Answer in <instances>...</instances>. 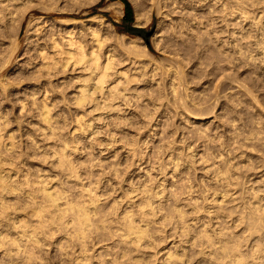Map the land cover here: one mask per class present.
<instances>
[{
    "label": "rangeland",
    "instance_id": "374dc122",
    "mask_svg": "<svg viewBox=\"0 0 264 264\" xmlns=\"http://www.w3.org/2000/svg\"><path fill=\"white\" fill-rule=\"evenodd\" d=\"M35 1L36 0H34V3H36V2L38 3V1H39V3L42 5L41 6L42 8L39 6L40 5L39 3H38L39 5L36 3L39 6L38 7V6H35L36 4L34 5L33 0L32 1L27 0L26 1L27 2L26 7H24V8L22 7V9H26L28 7V5H29V9L27 8L28 11L25 14V19L23 20L22 24L20 25L21 26L20 29L17 26L18 24H15V23H13V24H5V23L1 24V25H3L4 28L7 27L8 25L9 26L5 29L3 28L4 32H2V33H4V34L0 33V34L4 35L5 37H7L5 39H0V60H1L0 66L3 67V65L7 64L3 68L0 67V87H1L0 88V102H2V104L0 105V115H1L0 121L3 120L0 122V128L1 127H2V129H3V127L5 128V129H3V131L0 129V131L2 132V134L0 136H2L3 139H5V140L8 138V136H10V138L13 136L12 138L13 139L15 138V140L13 142L15 144L18 143L19 146L23 148V149L22 148L20 149V147H19V151H22V152H25L31 144V141L28 140L29 137H32V139L35 140L36 145L39 146L38 152L37 151L36 152L35 151L27 152L26 155H21L22 156L21 159L19 158V153L16 154L18 156V160H17L18 163L16 162L18 165L16 167V163H14V166L16 168L12 165V167L15 168L16 170L11 167L12 174H11V172H8V170L7 171L5 170V172H3V174H2V175L11 174L12 177H14V179L11 178V180L12 179L13 180H15V179L21 180L22 179L21 181L23 182L26 177L27 178L31 177V179L34 177L32 180H34V179L38 180L40 175H42V176L44 175V177L46 179H49V180L51 179L50 182H47V183H50V184H48L49 187H50V185L52 187L55 185V187H57V191H60V190L62 191V189L65 188L64 189L65 191H62L63 193L64 192L66 193L67 190H69L68 193H73L74 196L72 194L71 195L73 196L72 197L73 199L75 198V200H73L72 198H71L72 200L70 199V201H72L71 203L73 204V206L76 205V203H75L76 201L79 202L82 199V197H84L86 195L85 194L86 189H91V188H94L98 185L97 186L98 188L100 186L102 188L100 187L101 189L99 188L100 190L98 189V191L96 188H94V189H96L95 191H97V193L99 192L101 194L100 195L98 193L99 194L98 197H99V200H101V204L104 206V209L107 210V208L108 207L110 208V205H111L113 207V208L111 207V209L113 211V209H115L114 206H116L115 211L118 213V216L122 217V216H125L126 210H128V212H129V211H131V208L134 209V210H132L133 212L134 211L136 212V206L138 209V205L141 203L140 201L142 200L139 196H144V195L146 196V193H147L146 192V193L142 194V190L144 188L143 186L145 184H146L145 187L147 185H148L147 187L150 186L149 189L151 191L153 189L154 192H158L157 185H159L160 181L163 180L162 186H164L163 189H166L165 190V192H166L165 197H163L164 199H162V200L157 199L155 201H156V204H164V202L165 201L167 202L169 199V197H166V196H167V192L174 187V183H173L174 178L172 179L173 169L171 167L166 169L167 176L170 177V179H165L164 177H159L158 173L155 170L156 163H160L162 160H168V161L170 160L171 161L172 159L175 158V156L181 150L179 142L182 140L184 133L181 131L180 134L173 137L171 135V131H169V139L168 140L164 139V135H165L164 123L166 124V122H167V115L168 114L178 113L176 116H174V120H175V123L177 125H181L182 127H183L182 122H184L185 124H190L193 127L195 126V127H205V128L214 127L215 124L218 123V121L215 120V116H213V115H198L195 112H192L193 113L192 114L191 111H186V110L184 111V109H180L178 111L177 108L172 103H170L169 99L166 97L164 92L168 89L174 90V88L177 86L178 79L182 81L183 77H185V76L190 77L188 91L189 92H196L198 94L199 98L201 100H203L205 103H208L207 98H215L214 102L216 103V107H215V109H213V111L215 113H219L221 109H230L232 107V105L229 103L228 97L233 96V97H240L244 104L255 108L257 114L264 115V91H259V89L261 87H264V85L256 84L255 80H253L251 83L248 82V79L250 77H255V78L264 80V65L257 66L259 68V71H257L255 68H251V69L250 68H240L239 72L237 74V78H236L237 82L227 84V83H225V76L231 77L233 75L231 65H226L224 67V70L219 74L218 77L215 76L214 69L212 67H209L207 69L208 76L204 79H199V77L197 75V70H198V67L200 66V61H196V62H193L192 64H189L186 68H184L183 77L179 76V74L173 75L171 73V71H169V77H168V79L163 80V90H161V77L159 74L156 73V68L159 65L164 64L165 61H168L171 59L169 54H167L166 52L161 50L162 49V43L167 42L164 38V32L167 30V27L171 26L172 21L178 20L179 17L177 18L176 16H172L170 18L167 11H164L160 14H157L156 10L154 8H152L151 4H149L147 2V0H128L130 7L132 9L131 15H129V21L132 22V26L138 27V28H146L147 31H151L152 29H156L157 27H160V31L154 30L155 34L151 36V45H152L154 52H152L149 49L146 41L142 37L132 36V35H129V34H126L123 32L122 25L124 22V18L127 17V6L122 0H96V3L93 6L89 7L88 5H86L84 3L85 5H83V7H80L78 10H71L73 6L70 3L69 4L70 6L68 5V7L65 8L66 11H64L65 10L64 8L63 9H61L60 7L57 8L58 5H56L57 3L54 2L53 0H50L52 6L50 5V6H48V8H47V5H49V3H50L49 0H47V1H49V3L46 0H44V1H46V3H45L46 5L44 4V2L42 0H37L36 2ZM41 1L43 3H41ZM120 3L123 4L122 10H121ZM30 4L32 5L31 9H30ZM43 4H44V6H46L45 7L46 9L43 8ZM53 4H54V8L56 7V9L53 8ZM169 6L170 5H167V6L162 5V7H169ZM49 7H51V8H49ZM214 7H215L214 0H208L207 4L201 6L200 14L207 16L214 10ZM149 12H150V16H148V19H145L146 14ZM101 13H107L108 16L105 17ZM103 17L106 18L107 20H109L111 23L106 21L105 19H103V23H99L101 18H103ZM232 19L236 20L237 18L234 17ZM161 21L164 22V26H161ZM4 25H7V26H4ZM246 27H247V25H246ZM74 29H76V30H74ZM90 29H91V31H92V29H99L100 31H102V35L104 34V40L105 41H104L103 52H105L106 50L111 51L112 56H114L113 57V59H114V70L111 72V80L115 81V84L119 83L120 86H123L125 88L124 89L122 87V89L125 91L122 90V93H120L118 95L119 97H117L113 101L114 106L116 107V109L114 111H106V112L103 111L102 112L101 110L100 111L97 110V112H96V111H94V108L96 110V106H95L96 104L94 102L91 105H82L83 103H79L83 106V108L85 106L84 109L81 106H74V107L72 106L73 102H72V99L70 97H72V98L75 97V96H72V94H74L75 91L77 93V90H75L76 88L78 90H80V88L82 86H84V85H81L82 83H79V81L81 82L83 77H80V78H82L80 80L78 77H76V76H78V74H80V72H78V70H76V72H75V71H72L73 68H72V70H71V68H69L70 69V70L68 69L69 71L66 70V72L63 71L65 73L61 72V74L60 73H59V75L57 74L59 76L58 78H57V75H55L56 76L55 77V76H53V74L49 78L48 75H46L45 73H42V75H44V77L42 76L44 80H42V77L40 76L41 74L39 75L40 77L38 76V74H36V72L37 71L39 72V69H40V68L38 69V67H41V65H42V63H41L42 59L40 57L41 54H39V53H41V47L45 48V46L49 47L51 45L50 41H52V40H48V39L54 38V39H57L58 42H60L62 44L63 43L66 44L67 40H65V41L61 40V39H59V37L60 38L62 37V39L66 38V36H65L66 32H70V33H67V35H69V37L67 36L66 39L69 40L70 37L73 36L72 34L76 33L75 37H73L74 40H78V37H80L79 40H81V42L84 41V43H86L88 41L87 34L89 32H91ZM65 30H66V32H65ZM69 30H74V32L69 31ZM85 30L87 32L89 30V32L87 33ZM82 31L85 35L82 33ZM71 32H72V34H71ZM5 33H6V35H5ZM50 33L53 34V36ZM80 33L83 34L82 35L83 39H85V37H86L85 40L82 39V36ZM55 35H57L58 38ZM48 41H49V44H48ZM40 45H42V46L40 47ZM10 47H12V48H10ZM13 48H14V50H13ZM7 49H9V50H7ZM9 55H10V58L8 57ZM37 60H39V61H37ZM117 61H120L119 67H115ZM101 62H103V60ZM40 72H42V71H40ZM141 72L144 73V77H145L144 79H141ZM116 73H119L120 75H116ZM34 74H35V76H34ZM85 74L87 75V73H85ZM45 75L48 78L47 77L45 78ZM88 75H87V77H90V75L89 76ZM32 76H34L35 80L32 79L33 78ZM36 76H38L37 77L38 79H36ZM52 76H53V80H51ZM72 77H74V79L76 78L75 79L76 82ZM69 78H70V80H68ZM84 78H86V77H84ZM47 79H50V80H47ZM174 79H176V80H174ZM36 80H37V82L41 80V82L35 83ZM197 80L199 82H196ZM49 81H50V83H49ZM70 81H73V82H70ZM241 81H243L244 83L247 84L246 88L240 86ZM68 82L71 86H69ZM39 83L41 84L42 88H41ZM47 83H49V84H47ZM15 84H21V85H15ZM50 84H51V86H50ZM65 84H67V85H65ZM1 85L4 87H2ZM8 85H10V86H8ZM46 85L47 86L49 85V86L47 87ZM52 85H53V87H52ZM171 85L172 86L174 85V88H172ZM86 86H87L86 88L91 89L90 91L93 90V92H95L94 91L95 86L92 87V84H88ZM4 88H6V90ZM39 88L42 89V91L39 90ZM65 88H66V91H65ZM7 89H9V90H7ZM175 89H177L178 93L176 90H174L172 92L174 94V92L176 91V93H175L176 97H175V95L172 94L174 100L176 98H179L181 104L187 103L191 106L197 105V103H196L197 100H194L190 97L187 100L180 98L179 88L176 87ZM54 90H55V92H54ZM60 90H61V92H60ZM12 91H13V93H12ZM31 91H33V92H31ZM46 91L49 92L47 96L45 95V93L47 94ZM76 93L74 95H76ZM26 94H28V95H26ZM66 94L69 96H67ZM177 94H179V95H177ZM34 95H36L35 99H34L35 101L33 100ZM61 95H64V96H61ZM42 96L43 97L45 96L47 99L46 98L44 99ZM101 96H102V98H100ZM6 97H7V99H6ZM8 97H9V99H8ZM95 97H98L100 100L103 99V95L101 93H100V95H97V96L95 95L94 98ZM57 98H59V99L57 100ZM53 99L57 100L55 102L56 106H55V104L53 106L55 108L52 107V103H54ZM95 99L97 100V98H95ZM95 99H93V100L95 101ZM117 99H119V100H117ZM2 100H4V101H2ZM16 100H18V101H16ZM38 101H39V103H38ZM44 101L47 104H49V102H50V104L47 106H49V108H52V109H50L52 111V115H53V116L51 115L52 116L51 119H55V120H53V121L50 120V121H52L51 125L53 124V126H54V123L55 124H56V122L58 123V124H56L57 127L56 126H54L53 128L51 127V130L52 129L54 130L55 127L57 130H59L58 135H56L57 133L55 134V132H57L56 130L52 131V132H54V135H56V137H53L54 135L51 133L49 135V138H47L48 137L47 134H49L51 130L49 128H48L49 131L47 130V128H46L47 123H45L44 120L42 123V119H44V118H42L43 116L41 117V115H39V112L41 114L42 111H38V109L43 110L44 107L41 109H40V107L43 105ZM66 101H67V103H66ZM217 101H218V104H217ZM34 102H36V103H34ZM40 102H41V105H40ZM14 103L18 106H16ZM33 103L36 105H34ZM76 104H78V103H76ZM162 104H163V106H162ZM60 105H61V107H60ZM126 106H128V107H126ZM22 107H24V108H22ZM36 108H37V110H36ZM61 108H63V109L61 110ZM145 108H147V109H145ZM153 108H155V115L151 119V127L150 128H145V129H143L144 130L143 131V130H138L136 125H133L132 127L125 126L126 121H133V120H136L138 118L140 120L141 125L144 123H147L148 122L147 114ZM12 109H14V110L12 111ZM21 110H23V111L21 112ZM6 111L8 112V114ZM13 112H14V114H13ZM53 112H54V114H53ZM64 112L67 114H65ZM1 113H3V115L5 113L6 114L4 116H2ZM6 115L8 116V118H6V120H4L3 118ZM80 115H83L86 118L84 119V117L82 118V116H80ZM88 115L90 116V118ZM196 116H197V118H196ZM39 117H41L42 119L39 120ZM64 119H66L65 122H64ZM77 119H79V120H77ZM73 120L75 121V123H72L71 127L65 128V124L68 122H71ZM81 120L84 121V123H90L92 126L87 131H84L83 124H81ZM102 121H111L112 123L106 124V123H103ZM2 122H4V123H2ZM6 122H8L9 125L6 126ZM12 123H14L15 125ZM59 123H60V125H59ZM44 124H45V126H44ZM10 125L12 128L10 127ZM8 126H9V128H7ZM40 126H41L42 130L40 129ZM58 126H59V128H58ZM38 128L40 129L39 132L36 131ZM135 128H136V130H135ZM43 129H45L44 130L45 132H46V130L48 131L47 134L44 133ZM64 129L66 132L64 131ZM92 129H94L95 131H93ZM77 130L79 133L77 132ZM89 130H90V132H88ZM34 131H35V133H34ZM96 132H106L107 134H106V136L100 135V136L96 137ZM139 132H140V134H139ZM37 133H39V134H37ZM60 133H62V135ZM69 133H71L72 138L70 137V139L67 140L70 142V143L68 142L70 145L68 150L74 149L73 151H69V154L72 157L71 161L73 160L72 162H74L73 164L75 165V167L77 165H86V164L92 163L93 164L92 174L99 177L98 183L94 184V183H90L91 181L86 182L83 180L84 183L86 182L88 184L87 185L85 183V185H86L85 186V185H83L84 183H82L83 181H81L82 179L81 180L78 179V181L76 182L77 179L75 180V179L67 178L68 176H70L68 174L69 172L67 173L65 171H62V169H65V167L64 166L61 167L60 164H58L59 162H57V161H58V159H59L58 157L60 155L59 152L60 151L62 152V150H63L61 148L66 147L68 144L66 145L64 142V144L62 143V147H61L60 143H58V142L60 141L61 136L64 138L65 136H68ZM80 133L81 134L83 133V134L81 135ZM59 134H60V136H59ZM94 136L97 139V146L94 150V153L90 157L88 152L92 151L91 141L94 138ZM121 136L125 137V139L122 141L120 139ZM137 136H138V141H137ZM12 138H11V141L13 140ZM53 138H54V140L56 138V140L54 141ZM98 138H99V140H98ZM11 141L10 142L7 141L8 142L7 145H10ZM72 141H74L75 144L77 145V146H75V148H73V146H72ZM173 141H175L176 143H173ZM22 142L23 143L25 142L24 145ZM55 142L58 143L60 145V147L58 144H55ZM140 143H147L150 145L147 148L146 154H144V155H139L140 150H139V147L137 145ZM106 144H111V146L108 148H105ZM126 144H127V147L125 146ZM7 145H5V146H7ZM64 145H66V146H64ZM56 146H57V148H59L58 150H60V151L57 150L58 156H57L56 149L55 148L53 149V147H56ZM81 146L86 151H81ZM7 147H5V148H7ZM8 148H10V147H8ZM70 148H72V149H70ZM189 151H191V149H189ZM55 153H56V155H55ZM38 154L44 157V159H45L44 162H41L40 159L36 158V156ZM197 154L203 155L202 152H198ZM159 155H160V157H159ZM251 155H252V153H249V156H251ZM70 156H69V159H70ZM134 156H136V157H134ZM25 160H27V161H25ZM81 160L84 162H82ZM77 162L79 164H77ZM241 162L243 163L244 161H241ZM96 163H99V165H100L99 168L95 167ZM21 164L22 165L24 164V165L21 166ZM112 164H113V166H112ZM114 166H115V168H114ZM8 167L10 169L9 165H8ZM17 168H20V169L17 170ZM6 169H8V168H6ZM66 169H68V168L66 167ZM75 169L81 174V176L84 175L82 168L77 169V167H76ZM13 170L15 172L19 171V173L17 174V172L15 173ZM20 170H22V171H20ZM29 170H31V171L29 172ZM41 171H43V172H41ZM105 171L109 172L110 175H104L102 177L100 174L105 172ZM22 172L26 173V175ZM115 172H116V174H114ZM117 172H118V174H117ZM176 172H175V177H180L181 174L186 175L187 170H186V168H179V170ZM27 173L29 175L30 174L31 175L28 176ZM16 174H17V178L15 177ZM23 174L25 177H22ZM207 175H208V173L206 171H198L196 174V177H197L196 179L199 180L201 183H203L204 178ZM249 175L255 176L257 179L260 176V174H253V173H250ZM54 177H55V179H54ZM60 178L63 179V181L60 180ZM151 181H152V183H151ZM78 183H80V185ZM62 184H63V187H61L62 188L61 189L59 186H61ZM99 184H102V185L99 186ZM133 184L138 186V187H133L134 186ZM80 186H83V188L85 186V189H83V191H85L84 194L81 191L82 187H80ZM87 186H89V187H87ZM151 186H152V189H151ZM140 187L141 188L143 187L142 190ZM147 187L145 189H148ZM192 187H194V186L191 184V182H189V191H191ZM58 188H60V189L58 190ZM133 188H138L140 190H138V189L135 190ZM53 189H56V188L53 187ZM149 189H148V191H150ZM73 190H75V191H73ZM128 190L129 191L131 190L132 192H129ZM128 192L132 193V194H129ZM133 192H134V194H133ZM136 192H138L137 193L138 196L135 194ZM236 192L238 193L239 190L237 189ZM17 193H19V192H17ZM65 193L63 194L64 196H71L68 193H66L67 195H65ZM80 193L82 195L81 197L78 196V194L80 195ZM22 194H24V195L22 196L20 194L19 197L16 196L17 198L14 197L15 195L9 194L8 197L4 201L8 200L9 202H12V203H7L8 201H6L5 204H8L10 206L13 205V207H12V209L10 207H8V208H10L11 210H15L14 208L17 205H18L17 207L20 208L22 206L21 204H23V202H25L27 200V197H28V194H26V193H22ZM77 196H78V198L79 197L80 198L77 199L76 198ZM129 196H131L132 198ZM136 196H137V200L134 201ZM9 197H10V199H9ZM133 197H135V198L133 199ZM18 198H20V199L24 198L26 200L23 199V201L20 200L21 201L20 202L18 200ZM129 198H130V200H129ZM221 198L223 199V197H221ZM221 198L218 197L217 199L221 200ZM15 199H17V200H15ZM115 199L118 201L119 204L116 202ZM128 200L131 201V203H133V204L130 205V202ZM15 201H16V205H15ZM18 201L20 202V204ZM120 201H121V204L123 203V205H121L123 208L120 206ZM137 201L139 204L137 203ZM85 202H87V199ZM113 202H114V204L117 203L119 205L118 207L120 209L117 207V205H114ZM128 202H129V204H128ZM26 203H25V205H26ZM98 203H100V201ZM135 203L138 205H134ZM25 205L23 204V206H24L23 209L26 207ZM131 206H133V207H131ZM181 206L178 205V207H181ZM17 207H16V211H17L16 214L17 213H22V214H20V215L17 214V216L15 215L14 216L15 220H14V217H12L11 220H9V221H11L9 223H8V221L4 222L5 224L1 223L3 226L4 225L5 226L4 227L0 226L1 227L0 231L1 230H3V232L5 231V234L9 228H10L9 229L10 232L12 231V233L13 232L17 233V231H14L15 228L13 227L14 228L13 229V228L9 227V225L12 222H15L16 220L19 221L18 218H20V223L23 222V221H21L22 218L24 220L26 219L25 222L30 220V218H29L30 215H28V213H30L31 211H28V213H26L27 215L25 213L23 214V212H25V211L27 212V210H31V209L25 208L26 210L24 209L25 211H23V209L21 208L22 210H21V212H19L20 210L18 211L19 208H17ZM118 210H120V211H118ZM202 213L203 212H201V214ZM120 214H122V215H120ZM201 214L199 216V218H200L199 220L202 221L204 219L202 217L204 214L203 215H201ZM35 215H36V213H35ZM25 216H26V218H25ZM32 216H30V217H32ZM161 216H163V215H159L160 219L162 218ZM33 218H35V217H32L31 219H33ZM201 218H203V219H201ZM205 218H207V217H205ZM35 219H37V218H35ZM35 219H33V220L36 221ZM234 219H235V217H234ZM29 222L33 223L32 220L28 221L27 223H29ZM34 223L37 224L36 222H34ZM35 224H32V225H35ZM48 224L50 225V223H48ZM70 225H72V224H69V228L71 227ZM115 225H116V222H115ZM54 226L55 225H52V226L50 225V227L49 226L47 227L50 229V230L47 229L48 230V234L46 233L47 236H43L42 235L43 233L40 234V240L44 243V246L42 245L43 249H42V247L41 248L38 247L35 249V251L36 250H37V252L39 251L38 252L39 256L36 254L37 257L34 260V262L37 261V262H35L37 264H38V261L42 262V264H48V258H51L56 253H60V254L65 253L67 248H68L67 252H69L68 250H70V253H72L71 250L73 251V249L72 248L70 249L69 246L67 245L68 242H67L66 236H65L66 233L63 232L64 230H62V228L60 226H58V227L55 226L58 229H56ZM236 227H237V234L238 235L241 234L243 232V229L241 228V230H240L239 224ZM52 228H53V230H52ZM213 228H215V224H213ZM166 229H165L166 232L164 231L163 235H162V240H164V241H162V242L157 241L156 244L154 245L156 247H153L152 249L148 250L147 255L152 256L151 260L154 259V264H160V263L164 264V262H165L164 258L165 257H163V255H165V253H166V251H165L166 247L168 246V248H167V250H168L169 246H172L173 243H175V241H176V244H178L177 242L179 241L178 240L179 238L174 236V233L172 234V232H173L172 230H174V229L170 228V227H166ZM168 229L169 230L171 229V231L169 232ZM61 230H62V232H60ZM10 232H7V234L11 235ZM15 234L14 235L12 234V235L14 237H16L17 234L16 235ZM46 234H44V235H46ZM167 234L168 235L171 234V235L167 236ZM165 237H166V239H164ZM18 238H19V235L17 236V239ZM44 238H46V240H44ZM167 241H168V243H166ZM109 242H111V241H109ZM109 242L103 243L104 244L103 246L112 245L111 244L112 242L110 244H109ZM65 244L67 245V248L65 247L66 246ZM4 246L5 245H3V247ZM5 247H6V249H3L2 247H0V261L5 260L4 264H9L11 261L13 263L11 262L10 264H27L23 260H21V258H18L17 256H11V257L9 255L6 256V253L9 252V246L6 245ZM62 248L63 249L65 248V249L63 250ZM6 250H8V252H6ZM46 252H48V253H46ZM45 253L47 254V257L45 255ZM156 256H157V258H156ZM38 258H40V259H38ZM147 260H149V259H147ZM195 261H193V264H196L197 261L196 262ZM40 262H39V264H41ZM206 263L204 262L202 264H206ZM57 264H59V262H57ZM184 264H187V263L184 262Z\"/></svg>",
    "mask_w": 264,
    "mask_h": 264
},
{
    "label": "clouds",
    "instance_id": "9594fccd",
    "mask_svg": "<svg viewBox=\"0 0 264 264\" xmlns=\"http://www.w3.org/2000/svg\"><path fill=\"white\" fill-rule=\"evenodd\" d=\"M85 2H95V0H71L73 6L71 10H78ZM147 2L157 14L167 11L170 18L179 17L178 20H173L171 26L164 32L167 42L162 43L161 50L169 54L171 59L156 68V73L161 77V90H163V80L169 77V71L173 75L183 76L184 68L196 61H200L197 70L199 79L208 76L209 67L214 69L215 76L218 77L226 65H231L233 75L225 76L227 84L237 82L240 68H255L259 71L257 66L264 65V0H214V10L207 16L201 15L200 11L201 6L207 4L208 0H147ZM56 3H59V0H56ZM162 5L170 6L162 7ZM11 6V0L7 4H0V11L7 14ZM148 16L150 12L146 14L145 19H148ZM234 17L237 19L233 20ZM161 26H164L163 21ZM155 31H160V27ZM5 38L7 37L0 34V39ZM97 56H103L99 49ZM89 63H93L91 56ZM119 64L120 61H117L115 67H119ZM100 72H103L102 68ZM91 76L99 79L95 66ZM144 78V73L141 72V79ZM253 80L256 84L264 85V80L255 77H250L248 82L251 83ZM189 82L190 77H185L182 81L178 79L176 87L180 90V98L187 100L190 97L197 100L196 106L181 104L179 98L174 100L173 89L166 90L164 94L178 111L184 109L198 115H213L218 123L214 127L205 128L193 127L182 122V127L174 120V116L178 113L167 115L164 139H169V131L173 137L182 131L184 135L179 142L181 150L171 161L162 160L157 163L155 170L159 177L170 179L166 169L171 167L175 186L167 192L169 199L164 204L151 203L163 199L165 195L163 180L157 185L159 195L151 191L146 193L147 202L142 203H145V208H154L155 212L154 227L144 238L162 236L166 227L174 229V235L181 240V243H187L188 235L195 236L196 242L190 246L191 250L184 253L183 257H175L181 260V264L185 261L187 264H193L198 257H204L208 264H264V115L257 114L255 108L244 104L240 97L233 96L228 97L232 105L230 109H221L219 113H215L213 111L216 107L215 98H207L208 103H205L196 92L188 91ZM81 83L95 86L96 80L89 77ZM240 86L246 88L247 84L241 81ZM100 91L99 87L95 88L97 95H100ZM259 91H264V87ZM85 96L83 105H91L92 93L85 91ZM95 103L97 110H113L104 106L103 99ZM73 106L82 105H77L74 100ZM154 115L155 108L147 114V123L141 125L138 118L126 121L125 126L136 125L138 130L150 128ZM72 123L75 121L66 123L65 128L71 127ZM81 123L84 131L90 128V124L84 121ZM37 131L39 132V129ZM106 134V132H97L96 137ZM70 137L71 133L59 142L64 143ZM96 137L91 141L92 151L88 152L90 156L97 146ZM28 139L31 141L30 146L25 152H20L18 143L11 148H5L7 141L0 136V165L5 158L13 164L16 163L18 160L16 153L26 155L27 152H38L39 146L36 145L35 140L32 137ZM120 139L124 140L125 137L121 136ZM72 146L75 148V142H72ZM110 146L111 144H106L105 148ZM125 146L127 147V144ZM149 146L147 143L138 144L139 155L146 154ZM81 151L86 150L81 146ZM198 152H202L203 155H198ZM249 153L252 155L249 156ZM36 158L44 162L43 156L38 154ZM76 167L82 168L84 175L77 177L73 174L70 179L79 178L94 184L98 183L99 177L92 174V163ZM95 167L99 168V163H96ZM179 168H186V175L175 177V172ZM62 171L67 172V169ZM198 171L208 173L203 183L196 179ZM250 173L260 176L257 179L255 176H250ZM109 174L103 172L100 175ZM189 182L194 186L191 191H189ZM217 197H223V200H218ZM178 205L182 206L178 207ZM201 212L208 217L207 220H199ZM136 215L143 217L145 213L136 211ZM157 215L166 217L163 225H155L154 217ZM117 223L119 224V221ZM237 224L243 229L239 235H237ZM96 234V230L89 232V236ZM81 242L79 237L73 236L69 244L75 248ZM118 244L126 245L130 254H134L131 253L133 245L129 239L121 236ZM135 247L139 248L138 242L135 243ZM114 251L119 252V247ZM130 254H125L123 260L112 257L114 264H124V261L130 259ZM6 255L19 256L21 253L9 250ZM45 255L47 257L46 253ZM57 262L74 264L68 259L66 252L56 253L48 258V264H57ZM0 264H4V261H0ZM138 264H154V260L140 261ZM164 264H167V261Z\"/></svg>",
    "mask_w": 264,
    "mask_h": 264
},
{
    "label": "bare ground",
    "instance_id": "6f19581e",
    "mask_svg": "<svg viewBox=\"0 0 264 264\" xmlns=\"http://www.w3.org/2000/svg\"><path fill=\"white\" fill-rule=\"evenodd\" d=\"M27 0H11V8L8 10V13L6 14V13H4L3 11H0V33H2V32H4V30H3V25H1V24H13V23H15V24H18L17 26L19 27V29H20V25L22 24V22H23V20L25 19V14L27 13V11H28V9H29V5H28V9L26 8V9H22V7L24 8V7H26V2ZM28 1H30V0H28ZM32 1V0H31ZM37 1V0H36ZM35 1V2H36ZM43 2H44V4L46 3V1H44V0H42ZM41 1V3H43ZM50 1V0H49ZM49 1H47L48 3H49ZM54 2H56V0H53ZM7 3H9V0H0V4H7ZM32 3V2H31ZM33 3H34V0H33ZM37 3V2H36ZM36 3H34V5L36 4ZM38 3H39V1H38ZM37 3V4H38ZM71 3V0H59V3H57L56 5H58L57 6V8L58 7H60L61 9H65V8H67L68 7V5ZM96 3V0H95V2H85V4L86 5H88L89 7L90 6H93L94 4ZM29 4V3H28ZM35 5V6H38V5ZM44 4H43V8H45L46 6H44ZM84 4V5H85ZM46 5V4H45ZM52 6V4H51V1H50V3H49V5H47V8H48V6ZM120 5H121V10L123 9L122 7V5L123 4H121L120 3ZM34 6V7H35ZM40 7L42 6L41 4L39 5ZM38 6V7H39ZM70 6V5H69ZM31 7H32V5L30 4V9H31ZM42 8V7H41ZM49 8H51V7H49ZM53 8H54V4H53ZM46 9V8H45ZM54 9H56V7L54 8ZM26 10V11H25ZM58 10V9H57ZM60 10V9H59ZM64 11H66V9L64 10ZM206 12V11H205ZM95 18V17H94ZM178 18V17H177ZM103 19H105L106 21H108V22H110L109 20H107L106 18H101V20H100V22L99 23H103ZM93 21V20H92ZM95 22V21H94ZM111 23V22H110ZM4 26H7V25H4ZM9 26V25H8ZM7 26V27H8ZM11 26V25H10ZM16 26V25H15ZM7 27H5V28H7ZM14 27V26H13ZM92 27V26H91ZM90 27V28H91ZM4 28V29H5ZM18 29V28H17ZM16 30V29H15ZM74 30H76V29H74ZM74 30H69V31H73L74 32ZM86 31V30H85ZM84 31V32H85ZM90 31H91V29H90ZM54 32V31H53ZM65 32H66V30H65ZM76 32V31H75ZM87 32V31H86ZM85 32V33H86ZM88 32H89V30H88ZM87 32V33H88ZM67 33H70V32H66V34H65V36H66V38H67V36L69 37V35H67ZM82 33H83V31H82ZM86 33V34H87ZM2 34H4V33H2ZM51 34V33H50ZM56 34V33H55ZM71 34H72V32H71ZM75 34L76 33H74V34H72L73 36H71L70 37V39L68 40V39H66V38H63L62 39V37L60 38L59 37V39H61V40H67L65 43L66 44H62V43H60V42H58V40L57 39H52V38H50V39H48V40H52V41H50V43H51V45L49 46V47H46L45 46V48H42L41 46L42 45H40V47H41V53H39V54H41V59H42V61H41V63H42V65H41V67H38V69H39V72L40 71H42V72H36V74H38V76L40 75L41 77L43 76L44 77V75H42V73H45L46 75H48V77L50 78L51 77V75L53 74V76H55V75H59V73L61 74V72L62 73H65L66 72V70H68L69 68H71V70H72V68H73V70L72 71H75L76 72V70H78V72H80V74H78V76H76V77H78L79 78V80L80 79H82V78H80V77H83V79L81 80V81H83L84 79L85 80H87L89 77H87V75L89 74L90 75V77L93 79V80H96V84H95V87L94 88H96V87H99L100 88V93L103 95V104H104V106L106 107V108H108V107H111L113 110L112 111H114L115 109H116V107L114 106V103H113V101L117 98V97H119L118 95L120 94V93H122V87L123 86H120V84L119 83H116L115 84V81H112L111 80V72L114 70V59H113V57L114 56H112V54H111V51H108V50H106L105 52H103V49H104V34L102 35V31H100L99 29H92V31L91 32H89L88 34H87V38H88V41L86 42V43H84V41L83 42H81V40H79V38L80 37H78V40H74V38L73 37H75ZM78 34V33H77ZM81 34V33H80ZM79 34V35H80ZM84 34V33H83ZM83 34H81V36L83 35ZM5 35H6V33H5ZM52 36H53V34H51ZM50 35V36H51ZM59 35V34H58ZM62 35V34H61ZM60 35V36H61ZM85 35V34H84ZM49 36V35H48ZM51 36V37H52ZM56 37H57V35H55ZM54 36V37H55ZM85 37V36H84ZM95 37V43H93V38ZM58 38V37H57ZM106 38V37H105ZM82 39H83V36H82ZM85 39H86V37H85ZM85 39H83V40H85ZM60 40V41H61ZM3 41V40H2ZM8 41V40H7ZM12 41V40H11ZM16 42V41H15ZM46 43V42H45ZM47 44V43H46ZM48 44H49V41H48ZM106 46V45H105ZM13 47V46H12ZM12 47H10V48H12ZM9 48V49H10ZM9 49H7V50H9ZM97 49H99L100 51H101V53H103V56L102 57H98L97 56ZM11 50V49H10ZM13 50H14V48H13ZM38 50V49H37ZM40 51V50H39ZM9 52V51H8ZM16 52V51H15ZM10 53V52H9ZM14 55V54H13ZM92 57L93 58V63H89V57ZM9 58H10V55L8 56ZM39 57V56H38ZM8 58V59H9ZM4 60V59H3ZM103 60V62H101ZM37 61H39V60H37ZM0 62H1V60H0ZM10 62V61H9ZM4 63V62H3ZM6 63V62H5ZM8 63V62H7ZM37 63V62H36ZM7 65V64H6ZM6 65H3V67L4 66H6ZM93 66H95L96 67V70H97V74H98V76H99V79H97V77H95V76H91V73H92V69H93ZM1 67V66H0ZM3 67H1V68H3ZM37 68V67H36ZM103 69V72L101 73L100 72V69ZM75 69V70H74ZM2 70V69H1ZM70 70V69H69ZM68 70V71H69ZM155 70V69H154ZM63 71H65V72H63ZM67 71V72H68ZM71 71V72H72ZM85 73H87V75L85 74ZM210 73V72H209ZM113 74V73H112ZM154 74V73H153ZM211 74V73H210ZM10 75V74H9ZM16 75V74H15ZM45 75V78L47 77ZM50 75V76H49ZM57 75V78L59 77ZM88 75V76H89ZM120 75V74H119ZM171 75V74H170ZM178 75V74H177ZM22 76V75H21ZM34 76H35V74H34ZM34 76H32L33 78L32 79H34L35 80V78H34ZM38 76H36V79H38L37 77ZM39 76V77H40ZM53 76H52V79L51 80H53ZM7 77V76H6ZM43 77H42V80H44L43 79ZM47 77V78H48ZM56 77V76H55ZM84 77H86V78H84ZM152 77V76H151ZM183 77V76H182ZM186 77V76H185ZM185 77H183V78H185ZM10 78V77H9ZM26 78V77H25ZM24 78V79H25ZM73 79H74V77H72ZM71 78V79H72ZM17 79V78H16ZM20 79V78H19ZM40 79V78H39ZM76 79V78H75ZM74 79V80H75ZM46 80V79H45ZM47 80H50V79H47ZM68 80H70V78L68 79ZM73 80V81H74ZM78 80V79H77ZM78 80V81H79ZM116 80V79H115ZM154 80V79H153ZM174 80H176V79H174ZM25 81V80H24ZM73 81H70V82H73ZM2 82V81H1ZM37 82V80L35 81V83ZM38 82H41V80L40 81H38ZM37 82V83H38ZM45 82V81H44ZM48 82V81H47ZM66 82V81H65ZM64 82V83H65ZM75 82H76V80H75ZM74 82V83H75ZM102 82V83H101ZM46 83V82H45ZM49 83H50V81H49ZM49 83H47V84H49ZM67 83V82H66ZM79 83H81L80 81H79ZM8 84V83H7ZM10 84V83H9ZM40 84V83H39ZM52 84V83H51ZM51 84H50V86H51ZM68 84H69V82H68ZM15 85H21V84H15ZM35 85V84H34ZM64 85V84H63ZM65 85H67V84H65ZM80 85V84H79ZM81 85H84V86H80L81 88H80V90H78L77 88L75 89V90H77V93H76V91H75V93H76V95H74V94H72V96H75V97H70L71 99H72V102H73V100H75V102L76 103H83V101L86 99V96H85V91H88V92H93V90L92 91H90L91 89H89V88H86L87 86L85 85V84H81ZM2 86V85H1ZM8 86H10V85H8ZM40 86H41V84H40ZM47 86V85H46ZM45 86V87H46ZM49 86V85H48ZM47 86V87H48ZM58 86V85H57ZM69 86H71L70 84H69ZM91 86V85H90ZM89 86V87H90ZM156 86V85H155ZM159 86V85H158ZM172 86V85H171ZM2 87H4V86H2ZM6 87V86H5ZM18 87V86H17ZM44 87V88H45ZM52 87H53V85H52ZM56 87V86H55ZM61 87V86H60ZM66 87V86H65ZM92 87H93V85H92ZM1 88V87H0ZM9 88V87H8ZM20 88V87H19ZM41 88H42V86H41ZM79 88V87H78ZM91 88V87H90ZM93 88V89H94ZM124 88V87H123ZM172 88H174V85L172 86ZM176 88V87H175ZM174 88V90H176L177 91V89H175ZM178 88V87H177ZM5 90H6V88H4ZM24 89V88H23ZM52 89V88H51ZM58 89V88H57ZM62 89V88H61ZM64 89V88H63ZM66 89V88H65ZM125 89V88H124ZM156 89V88H155ZM2 90V89H1ZM7 90H9V89H7ZM15 90V89H14ZM36 90V89H35ZM39 90H41L42 91V89H40L39 88ZM46 90V89H45ZM44 90V91H45ZM56 90V89H55ZM55 90H54V92H55ZM173 90V91H174ZM34 91V90H33ZM33 91H31V92H33ZM37 91V90H36ZM53 91V90H52ZM95 91V90H94ZM123 91H125V90H123ZM176 91L174 92V94L173 95H175V97H176ZM3 92V91H2ZM16 92V91H15ZM47 92V94L45 93V95L47 96L48 95V91H46ZM60 92H61V90H60ZM64 92V91H63ZM5 93V92H4ZM12 93H13V91H12ZM19 93V92H18ZM27 93V92H26ZM30 93V92H29ZM38 93V92H37ZM141 93V92H140ZM177 93H178V91H177ZM249 93V92H248ZM11 94V93H10ZM22 94V93H21ZM31 94V93H30ZM61 94V93H60ZM64 94V93H63ZM97 96V94H96V92H93L92 93V96H93V99H95V98H97V100L95 99V101L93 100V102L95 103L96 101H99L100 99L98 98V97H95L94 98V96L95 95ZM159 94V93H158ZM2 95V94H1ZM13 95V94H12ZM26 95H28V94H26ZM67 95V94H66ZM144 95V94H143ZM177 95H179V94H177ZM250 95V94H249ZM7 96V95H6ZM18 96V95H17ZM24 96V95H23ZM35 96L36 95H34V98H33V100L35 99ZM61 96H64V95H61ZM67 96H69V95H67ZM151 96V95H150ZM155 96V95H154ZM16 97V96H15ZM14 97V98H15ZM19 97V96H18ZM30 97V96H29ZM43 97V96H42ZM66 97V96H65ZM64 97V98H65ZM104 97H106V98H104ZM123 97V96H122ZM121 97V98H122ZM153 97V96H152ZM167 97V96H166ZM250 97V96H249ZM12 98V97H11ZM17 98V97H16ZM44 99L46 98L45 96L43 97ZM54 98V97H53ZM69 98V97H68ZM100 98H102V96L100 97ZM154 98V97H153ZM6 99H7V97H6ZM8 99H9V97H8ZM43 99V100H44ZM47 99V98H46ZM49 99V98H48ZM56 99V98H55ZM59 98H57V100H58ZM66 99V98H65ZM99 99V100H98ZM137 99V98H136ZM151 99V98H150ZM177 99V98H176ZM54 100V99H53ZM52 100V101H53ZM57 100H54V103H52V107L54 106V104H55V102L57 101ZM117 100H119V99H117ZM139 100V99H138ZM163 100V99H162ZM2 101H4V100H2ZM11 101V100H10ZM14 101V100H13ZM16 101H18V100H16ZM35 101V100H34ZM37 101V100H36ZM40 101V100H39ZM39 101H38V103H39ZM63 101V100H62ZM141 101V100H140ZM184 101V100H183ZM47 102V101H46ZM126 102V101H125ZM182 102V101H181ZM194 102V101H193ZM4 103V102H3ZM7 103V102H6ZM34 103H36V102H34ZM33 103V104H34ZM37 103V104H38ZM62 103V102H61ZM66 103H67V101H66ZM152 103V102H151ZM157 103V102H156ZM160 103V102H159ZM163 103V102H162ZM197 103V102H196ZM2 104V102H0V105ZM15 104V103H14ZM49 104H50V102H49ZM49 104H47V103H45V101H44V103H43V105L40 107V109L41 108H43V110H39L38 109V111H42L41 112V114H40V112H39V115H41V117L42 118H44V119H42L41 117H39V120L40 119H42V123H43V120H44V122L45 123H47L46 124V128H47V130H48V128L51 130V127L53 128L54 126H56V124H58L57 122H56V124L54 123V126H53V124L51 125V123H52V121L53 120H55V119H51V117L53 116L52 115V111L50 110V109H52V108H49V106H47V105H49ZM77 104V105H78ZM93 104V103H92ZM96 104V103H95ZM94 104V105H95ZM132 104V103H131ZM137 104V103H136ZM216 104V103H215ZM217 104H218V101H217ZM9 105V104H8ZM16 105V104H15ZM23 105V104H22ZM21 105V106H22ZM34 105H36V104H34ZM40 105H41V102H40ZM67 105V104H66ZM79 105H81V104H79ZM83 105V104H82ZM93 105V106H94ZM148 105V104H147ZM16 106H18V105H16ZM24 106V105H23ZM39 106V105H38ZM55 106H56V104H55ZM73 106V105H72ZM96 106V105H95ZM94 106V107H95ZM120 106V105H119ZM162 106H163V104H162ZM6 107V106H5ZM35 107V106H34ZM51 107V106H50ZM60 107H61V105H60ZM68 107V106H67ZM74 107V106H73ZM82 108H83V106H81ZM93 107V108H94ZM126 107H128V106H126ZM17 108V107H16ZM22 108H24V107H22ZM53 108H55V107H53ZM81 108V109H82ZM84 108H85V106H84ZM83 108V109H84ZM120 108V107H119ZM132 108V107H131ZM26 109V108H25ZM63 108H61V110H62ZM69 109V108H68ZM76 109V108H75ZM145 109H147V108H145ZM14 109H12V111H13ZM36 110H37V108H36ZM11 111V112H12ZM23 110H21V112H22ZM29 111V110H28ZM56 111V110H55ZM94 111H96L97 112V109L95 110V108H94ZM100 111V110H99ZM185 111V110H184ZM187 111V110H186ZM7 112V111H6ZM68 112V111H67ZM74 112V111H73ZM78 112V111H77ZM103 112V111H102ZM106 112V111H105ZM38 113V112H37ZM65 113V112H64ZM70 113V112H69ZM93 113V112H92ZM112 113V112H111ZM114 113V112H113ZM192 113V112H191ZM2 114V116H4L3 115V113H1ZM7 114H8V112H7ZM10 114V113H9ZM12 114V113H11ZM13 114H14V112H13ZM12 114V115H13ZM53 114H54V112H53ZM62 114V113H61ZM65 114H67V113H65ZM85 114V113H84ZM188 114V113H187ZM193 114V113H192ZM52 115V116H51ZM58 115V114H57ZM56 115V116H57ZM1 116V115H0ZM7 116V115H6ZM2 117L4 120H6V118H8V116L7 117ZM10 116V115H9ZM37 116V115H36ZM72 116V115H71ZM80 116H82V118L84 117L83 115H80ZM89 116V115H88ZM100 116V115H99ZM189 116V115H188ZM18 117V116H17ZM68 117V116H67ZM112 117V116H111ZM133 117V116H132ZM136 117V116H135ZM61 118V117H60ZM86 117H84V119H85ZM89 118H90V116H89ZM161 118V117H160ZM196 118H197V116H196ZM57 119V118H56ZM11 120V119H10ZM50 120H52V121H50ZM61 120V119H60ZM72 120V119H71ZM77 120H79V119H77ZM93 120V119H92ZM125 120V119H124ZM1 121H3V120H1ZM0 121V122H1ZM9 121V120H8ZM66 121V119H64V122ZM82 121V120H81ZM5 122V121H4ZM4 122H2V123H4ZM37 122V121H36ZM41 122V121H40ZM68 122V121H67ZM91 122V121H90ZM21 123V122H20ZM99 123V122H98ZM12 124H14V123H12ZM82 124V123H81ZM87 124H90V123H87ZM7 125H9L8 124V122H6V126ZM15 125V124H14ZM40 125V124H39ZM59 125H60V123H59ZM77 125V124H76ZM164 125H165V123H164ZM2 126V125H1ZM18 126V125H17ZM44 126H45V124H44ZM81 126V125H80ZM92 125L90 124V127H91ZM10 127H11V125H10ZM57 127V126H56ZM56 127H55V129L53 130H51L50 131V133L49 134H47V132L49 131H47L46 130V132L44 131L45 129H43V131H44V133H46L47 134V138H49V135L52 133L53 135H54V132H52V131H57V132H55V134L56 135H58V131L59 130H57L56 129ZM78 127V126H77ZM195 127V126H194ZM7 128H9V126L7 127ZM12 128V127H11ZM58 128H59V126H58ZM62 128V127H61ZM64 128V127H63ZM79 128V127H78ZM109 128V127H108ZM165 128V127H164ZM2 131H3V129H5L4 127H3V129H2V127L0 128ZM14 129V128H13ZM12 129V130H13ZM39 129V128H38ZM40 129H41V126H40ZM40 129H39V131H40ZM77 129V128H76ZM82 129V128H81ZM110 129V128H109ZM42 130V129H41ZM70 130V129H69ZM91 130V129H90ZM90 130L88 131V132H90ZM93 131H95L94 129H92ZM123 130V129H122ZM135 130H136V128H135ZM134 130V131H135ZM164 130V129H163ZM37 131V130H36ZM64 131H65V129H64ZM128 131V130H127ZM144 131V130H143ZM1 132V131H0ZM7 132V131H6ZM66 132V131H65ZM75 132V131H74ZM77 132H78V130H77ZM87 132V133H88ZM138 132V131H137ZM142 132V131H141ZM163 132V131H162ZM13 133V132H12ZM34 133H35V131H34ZM79 133V132H78ZM97 133V132H96ZM159 133V132H158ZM2 134V132L0 133V135ZM4 134V133H3ZM37 134H39V133H37ZM61 135H62V133H60ZM60 134H59V136H60ZM81 134V133H80ZM83 134V133H82ZM81 134V135H82ZM139 134H140V132H139ZM12 135V134H11ZM17 135V134H16ZM36 135V134H35ZM56 135H54L53 137H56ZM74 135V134H73ZM79 135V134H78ZM117 135V134H116ZM151 135V134H150ZM5 136V135H4ZM8 136V135H7ZM31 136V135H30ZM33 136V135H32ZM46 136V135H45ZM106 136V135H105ZM114 136V135H113ZM125 136V135H124ZM140 136V135H139ZM13 137V136H12ZM11 137V138H12ZM16 137V136H15ZM29 137V136H28ZM44 137V136H43ZM66 137V136H65ZM92 137V136H91ZM95 137V136H94ZM138 137V136H137ZM11 138H10V136H8V142H10L11 141ZM62 136H61V139L60 140H62ZM72 138V137H71ZM13 139V138H12ZM36 139V138H35ZM52 139V138H51ZM58 139V138H57ZM115 139V138H114ZM5 140V139H4ZM10 140V141H9ZM15 140V138L11 141V143H10V145H7L8 147H12L15 143L13 142ZM27 140V139H26ZM29 140V139H28ZM53 140H54V138H53ZM55 140H56V138H55ZM54 140V141H55ZM98 140H99V138H98ZM22 141V140H21ZM48 141V140H47ZM50 141V140H49ZM113 141V140H112ZM122 141V140H121ZM7 142V143H8ZM53 142V141H52ZM65 142V144L68 146H66V145H64V146H66V147H62V143H60V142H58V143H60V145H61V149H63L62 150V152L60 151V150H58L59 148H57V146L59 145L58 143H56L55 142V144H58L56 147H53V149L55 148L56 149V151L58 150V151H60L59 153H60V155H59V159H58V161L57 162H59L58 164H60V166L62 167V166H64L65 167V169H66V167L68 168L67 169V173L70 175V176H72L73 174H75L77 177H81V174L75 169L76 167H75V165L73 164L74 162H72L71 161V156H70V154H69V151H73L74 149H72V148H70V149H72V150H68V148L70 147V145H69V141H64ZM69 142V143H68ZM72 142H74V141H72ZM89 142V141H88ZM23 143V142H22ZM25 143V142H24ZM24 143H23V145H24ZM27 143V142H26ZM41 143V142H40ZM50 143V142H49ZM112 143V142H111ZM17 144V143H16ZM64 144V143H63ZM79 144V143H78ZM82 144V143H81ZM84 144V143H83ZM104 144V143H103ZM113 144V143H112ZM40 145V144H39ZM60 145H59V147H60ZM114 145V144H113ZM112 145V146H113ZM7 146H5V147H7ZM52 146V145H51ZM54 146V145H53ZM77 146V145H76ZM138 146V145H137ZM7 147V148H8ZM27 147V146H26ZM50 147V146H49ZM156 147V146H155ZM154 147V148H155ZM22 147H20V149H21ZM90 148V147H89ZM131 148V147H130ZM153 148V149H154ZM23 149V148H22ZM49 149V148H48ZM51 149V148H50ZM52 149V150H53ZM125 149V148H124ZM42 150V149H41ZM77 150V149H76ZM140 150V149H139ZM155 150V149H154ZM55 151V150H54ZM53 151V152H54ZM55 151V152H56ZM58 151H57V156H58ZM79 151V150H78ZM88 151V150H87ZM108 151V150H107ZM124 151V150H123ZM136 151V150H135ZM134 151V152H135ZM157 151V150H156ZM20 152H22V151H20ZM36 152V151H35ZM47 152V151H46ZM50 152V151H49ZM80 152V151H79ZM102 152V151H101ZM119 152V151H118ZM164 152V151H163ZM42 153V152H41ZM156 153V152H155ZM160 153V152H159ZM17 154V153H16ZM35 154V153H34ZM40 154V153H39ZM106 154V153H105ZM158 154V153H157ZM49 155V154H48ZM47 155V156H48ZM55 155H56V153H55ZM120 155V154H119ZM69 156H70V159H69ZM83 156V155H82ZM118 156V155H117ZM21 155H19V158L21 159ZM50 157V156H49ZM56 157V156H55ZM80 157V156H79ZM91 157V156H90ZM104 157V156H103ZM134 157H136V156H134ZM154 157V156H153ZM159 157H160V155H159ZM156 158V157H155ZM27 159V158H26ZM35 159V158H34ZM57 159V158H56ZM96 159V158H95ZM129 159V158H128ZM131 159V158H130ZM160 159V158H159ZM163 159V158H162ZM45 160V159H44ZM52 160V159H51ZM106 160V159H105ZM21 161V160H20ZM25 161H27V160H25ZM82 161V160H81ZM86 161V160H85ZM111 161V160H110ZM157 161V160H156ZM170 161V160H169ZM82 162H84V161H82ZM89 162V161H88ZM113 162V161H112ZM155 162V161H154ZM9 163V164H8ZM18 163V162H17ZM16 163V167H17V164ZM111 163V162H110ZM121 163V162H120ZM11 164V165H10ZM77 164H79L78 162H77ZM76 164V165H77ZM157 164V163H156ZM8 165L10 166V169H9V167H8ZM12 165L14 166V164H12L11 163V161L9 160V159H4L3 160V162H2V165H0V224L1 223H4V222H6V221H8V223L9 222H11V221H9V220H11V218L12 217H14L15 215L17 216V214L18 215H20V214H22V213H17L16 214V207L18 206H16L14 209L15 210H11L12 209V207H13V205L12 206H10V205H8V204H5V202L6 201H8V200H6V201H4L7 197H8V195L9 194H11V195H15L14 197H19L20 196V194L23 196L24 194H22V193H26V194H28V197H27V200L26 199H24V198H18V200L20 201V200H22L23 201V199L24 200H26L25 202H23V204L25 205V203H26V207L25 208H29V209H31V210H27V212L23 209V204H21L20 206V208L19 207H17V208H19L18 209V211L19 212H21V210L23 209V211H25V212H23V214L25 213H28V211H31L30 213L32 214H34L35 215V213H36V215L34 216L33 214V216L30 214V213H28V215H30V216H32V217H35V218H37V219H35V218H33V219H35L36 221H34L33 219H31L32 217H30L29 216V218H30V220H32V222L33 223H27L28 221H30V220H28L27 222H25V220L22 218V220L21 221H23L22 223H20V218H18V220L19 221H15V222H12L10 225H9V227H11V228H13L14 229V231H17V233L16 232H13L12 233V231L10 232L9 231V229H8V231H6V234H5V231L3 232V230H1L0 231V244L2 245H0V247H2L3 249H6V245H8L9 246V250L11 251V252H19V253H21V255H19V256H17L18 258H21V260H23L25 263H27V264H32L33 262H34V260L36 259V254L39 256V254H38V252H37V250L35 251V249L36 248H38V247H42V249H43V246H44V243L40 240V234L41 233H43L42 235L43 236H47V234H48V230L47 229H49V228H47L48 226L50 227V225L52 226V225H55L56 227H58V226H60L61 228H62V230H64L63 232H65L66 233V240H67V245L69 246V248L71 249L72 247H71V245L69 244V241L72 239V237L73 236H77V237H79V239L82 241L81 243H80V245L78 246V247H75V248H72L73 249V251L71 250V252L72 253H70V250H68L69 252H67V249H66V253H67V256H68V259L70 260V261H73L74 262V264H114V261H113V259H112V257H115L116 259H118V260H123V257H124V255L125 254H130V252H129V249H128V247L126 246V245H124V244H118V242H119V240H120V237L121 236H124L126 239H129V242L130 243H132V248H131V253H134V254H130V259H128V260H126V261H124V264H138V262H140V261H147V259H151V255H147V253H148V250L149 249H152L153 247H156V246H154L155 244H156V242L157 241H164V240H162V236H155V237H153L152 239H146V238H144L147 234H149V233H151V231H152V228L154 227V225H153V213L155 212V209L153 208V209H148V208H145V203L147 202L146 201V196L144 195V196H139L141 199V203L139 204L138 203V201H137V203L139 204H134V205H138V209H137V206H136V211H143L144 213H145V215L143 216V217H138L137 215H136V212L134 211H132V210H134V209H132L131 208V211H129L128 212V210H126V212H125V216H122V217H120V216H118V213L115 211V209H116V206H114V208L115 209H113V211L115 212H113L112 211V209H111V205H110V208L108 207L107 208V210H105L104 209V206L101 204V200H99V194L97 193V191H98V189L101 187L100 185H102V184H99V188L96 186V187H94V188H96L97 189V191H95L96 189H94V188H91V189H86L85 191H86V195L84 196V197H82V199L78 202V201H76L75 203H76V205L75 206H73V204L71 203L72 201H70V199L74 196L73 195V193H68V191L69 190H67V192L66 193H68V194H72L71 196H64L63 194L65 193H63L62 191H65L64 189L65 188H61V187H63V184L61 185V186H59L61 189H62V191L60 192V191H57V187H55V185L53 186L54 188H56V189H53V187L50 185V187L48 186V184H50V183H47V182H50V180L49 179H46L45 177H44V175L42 176V175H40V177H39V179L38 180H32L31 179V177L30 178H25V180L22 182L21 180H13L14 179V177H12V169H11V167H12ZM24 165V164H23ZM22 164H21V166H23ZM51 165V164H50ZM49 165V166H50ZM58 166V165H57ZM112 166H113V164H112ZM123 166V165H122ZM15 167V166H14ZM15 167V168H16ZM6 168H8V169H6ZM13 168V167H12ZM15 168H13V169H15ZM21 168V167H20ZM20 168H17V170L18 169H20ZM111 168V167H110ZM114 168H115V166H114ZM117 168V167H116ZM22 169V168H21ZM28 169V168H27ZM78 169V168H77ZM81 169V168H80ZM104 169V168H103ZM5 170L7 171L8 170V172H11V174H8V175H2L3 174V172H5ZM16 170V169H15ZM23 170V169H22ZM22 170H20V171H22ZM54 170V169H53ZM60 170V169H59ZM83 170V169H82ZM109 170V169H108ZM153 170V169H152ZM179 170V169H178ZM177 170V171H178ZM14 171V170H13ZM31 170H29V172H30ZM50 171V170H49ZM95 171V170H94ZM113 171V170H112ZM116 171V170H115ZM119 171V170H118ZM7 172V173H8ZM15 172V171H14ZM13 172V173H14ZM17 172V174L19 173V171H16ZM15 172V173H16ZM37 172V171H36ZM41 172H43V171H41ZM46 172V171H45ZM44 172V173H45ZM61 172V171H60ZM84 172V171H83ZM106 172V171H105ZM124 172V171H123ZM22 173H24V172H22ZM21 173V174H22ZM147 173V172H146ZM177 173V172H176ZM17 174L15 175V177L17 178ZM25 175H26V173H24ZM24 174H23V176L22 177H25L24 176ZM28 174V173H27ZM39 174V173H38ZM60 174V173H59ZM96 174V173H95ZM100 174V173H99ZM114 174H116V172L114 173ZM113 174V175H114ZM117 174H118V172H117ZM122 174V173H121ZM120 174V175H121ZM31 175V174H30ZM29 174H28V176H30ZM33 175V174H32ZM110 175V174H109ZM112 175V176H113ZM124 175V174H123ZM150 175V174H149ZM68 176V175H67ZM70 176H68L67 178H69ZM95 176V175H94ZM104 176V175H103ZM102 176V177H103ZM115 176V175H114ZM153 176V175H152ZM19 177V176H18ZM21 177V178H22ZM50 177V176H49ZM48 177V178H49ZM59 177V176H58ZM143 177V176H142ZM151 177V176H150ZM11 178H13L12 180H11ZM38 178V177H37ZM36 178V179H37ZM116 178V177H115ZM122 178V177H121ZM145 178V177H144ZM152 178V177H151ZM197 178V177H196ZM54 179H55V177H54ZM59 179V178H58ZM65 179V178H64ZM78 179L79 178H77V180H76V182L78 181ZM107 179V178H106ZM119 179V178H118ZM143 179V178H142ZM156 179V178H155ZM173 179V178H172ZM49 180V181H48ZM60 180H62L63 181V179H61L60 178ZM81 180V179H80ZM79 180V181H80ZM121 180V179H120ZM145 180V179H144ZM153 180V179H152ZM34 181V182H33ZM81 181H83V180H81ZM85 181V180H84ZM84 181L82 182V183H84ZM87 182V181H86ZM85 182V183H86ZM90 182V181H89ZM131 182V181H130ZM133 182V181H132ZM149 182V181H148ZM36 183V184H35ZM85 183L83 184V185H85ZM90 183H93V182H90ZM100 183V182H99ZM145 183V182H144ZM151 183H152V181H151ZM150 183V184H151ZM174 183V182H173ZM34 184V185H33ZM57 184V183H56ZM60 184V183H59ZM73 184V183H72ZM79 185H80V183H78ZM87 184V183H86ZM107 184V183H106ZM137 184V183H136ZM58 185V184H57ZM88 185V184H87ZM91 185V184H90ZM89 185V186H90ZM132 185V184H131ZM134 185V184H133ZM146 185V184H145ZM145 185L142 187L143 188V190H142V188H141V190H142V194L143 193H146V192H149L148 191V189L150 188V186L149 187H147L148 189H145L146 187H145ZM166 185V184H165ZM86 186V185H85ZM85 186H84V188H83V186H80V187H82V189H81V191L83 192V194H84V192L85 191H83V189H85ZM89 186H87V187H89ZM121 186V185H120ZM173 186V185H172ZM175 186V185H174ZM67 187V186H66ZM78 187V186H77ZM162 187H164V186H162ZM60 188H58V190L60 189ZM102 188V187H101ZM100 188V189H101ZM169 188V187H168ZM99 189V190H100ZM106 189V188H105ZM133 189H138V188H133ZM151 189H152V186H151ZM155 189V188H154ZM104 190V189H103ZM138 190H140V189H138ZM137 190V191H138ZM150 190V189H149ZM164 190H166V189H164ZM73 191H75V190H73ZM124 191V190H123ZM129 191V190H128ZM151 191V190H150ZM152 191H153V189H152ZM151 191V192H152ZM17 192H19V193H17ZM81 192V193H82ZM116 192V191H115ZM129 192H132L131 190L129 191ZM128 192V193H129ZM140 192V191H139ZM154 192V191H153ZM65 193V195H67ZM81 193H80V195L78 194V196H82L81 195ZM112 193V192H111ZM138 192H136L135 194L138 196V194H137ZM129 194H132V193H129ZM133 194H134V192H133ZM157 194L159 195V193L157 192ZM165 194H166V192H165ZM10 195V196H11ZM77 195V194H76ZM101 195V194H100ZM110 195V194H109ZM124 195V194H123ZM126 195V194H125ZM26 196V195H25ZM78 196L76 197L77 199H79L78 198ZM127 196V195H126ZM137 196H136V198L135 197H133V199H134V201L135 200H137ZM16 197V198H17ZM129 197H131V196H129ZM163 197H165V195L163 196ZM166 197H168V195L166 196ZM103 198V197H102ZM132 198V197H131ZM218 198V197H217ZM221 198V197H220ZM9 199H10V197H9ZM73 199V198H72ZM71 199V200H72ZM86 199H87V202H85L86 201ZM164 199V198H163ZM15 200H17V199H15ZM29 200V201H28ZM73 200H75V198L73 199ZM116 200V199H115ZM119 200V199H118ZM129 200H130V198H129ZM128 200V201H129ZM161 200V199H160ZM159 200V201H160ZM223 199L221 198V201H222ZM14 201V200H13ZM18 201V202H19ZM100 201V203H98ZM114 201V200H113ZM158 201V202H159ZM21 202V201H20ZM20 202H19V204H20ZM115 202V201H114ZM114 202H113V204H114ZM116 202L118 203V201L116 200ZM130 202V205L131 204H133V203H131V201H129ZM129 202H128V204H129ZM142 202H145V203H142ZM157 202V203H158ZM166 202V201H165ZM164 202V203H165ZM7 203H12V202H7ZM104 203V202H103ZM114 204V205H117V207L119 206L118 204ZM151 203H153V204H156V201L154 200V201H151ZM160 203V202H159ZM101 204V205H100ZM127 204V203H126ZM8 205V206H7ZM15 205H16V201H15ZM121 205H123V203L121 204V201H120V206ZM103 208H102V207ZM106 206V205H105ZM181 206V205H180ZM8 207H10V208H8ZM122 207V206H121ZM126 207V206H125ZM131 207H133V206H131ZM22 208V209H21ZM113 208V207H112ZM119 208V207H118ZM123 208V207H122ZM128 208V207H127ZM135 208V207H134ZM120 209V208H119ZM111 210V211H110ZM108 211V212H107ZM118 211H120V210H118ZM123 211V210H122ZM107 212V213H106ZM204 213H202L201 215H203ZM27 215V214H26ZM120 215H122V214H120ZM162 218L160 219L159 218V215H157V216H155L154 217V221H155V225H163L164 224V222H165V219H166V217L163 215V216H161ZM203 218H201V219H203V220H206L207 218H205L206 216H202ZM25 218H26V216H25ZM200 219V218H199ZM14 220H15V217H14ZM160 220V221H159ZM202 220V221H203ZM117 221H119V224L117 223ZM34 222H36L37 224H35ZM115 222H116V225H115ZM48 223H50V225L48 224ZM5 224V223H4ZM32 224H35V225H32ZM69 224H72L71 225V227L69 228ZM0 226H3L2 224L0 225ZM5 226V225H4ZM3 226V227H4ZM7 226V225H6ZM54 226V227H55ZM236 226H238V224L236 225ZM55 227V228H56ZM1 228V227H0ZM6 228V227H5ZM171 228V227H170ZM239 228V227H238ZM4 229V228H3ZM56 229H58V228H56ZM166 229V228H165ZM165 229H164V231H165ZM12 230V229H11ZM50 230V229H49ZM52 230H53V228H52ZM62 230L60 231V232H62ZM92 230H96L97 231V234L96 235H92V236H89V232L90 231H92ZM102 230V231H101ZM167 230V229H166ZM169 230V229H168ZM240 230H241V228H240ZM47 231V232H46ZM59 231V230H58ZM171 231V229L169 230V232ZM173 232H172V234L174 233V230H172ZM7 232H10L11 233V235L10 234H7ZM45 232V233H44ZM166 232V231H165ZM17 235H16V234ZM47 233V234H46ZM64 233V234H65ZM241 233V232H240ZM15 234L16 235V237H14L13 235ZM44 234H46V235H44ZM19 235V238L17 239V236ZM171 234H167V236H170ZM238 235V234H237ZM42 236V237H43ZM166 236V237H167ZM175 236V235H174ZM166 237L164 238V239H166ZM27 238V239H26ZM64 238V237H63ZM168 239V238H167ZM174 239V238H173ZM255 239V238H254ZM44 240H46V238H44ZM43 240V241H44ZM179 241L177 242L178 244H176V241H175V243H173V245L172 246H169V249L167 250V248H168V246L166 247V249H165V251H166V253H165V255H163V257H165L164 258V260L165 261H167V264H181V260H179V259H175V257H183V255H184V253H186V252H188V251H190L191 250V245L192 244H194L195 242H196V239H195V236H193V235H188L187 236V243H181V240L180 239H178ZM52 241V240H51ZM109 241H111V242H109ZM64 242V241H63ZM106 242H109V244L111 243L112 245H106V246H103L104 244L103 243H106ZM136 242H138L139 243V248H136L135 247V243ZM43 243V244H42ZM46 243V242H45ZM62 243V242H61ZM164 243V242H163ZM166 243H168V241L166 242ZM3 245H5L4 247H3ZM43 245V246H42ZM66 245V244H65ZM167 245V244H166ZM53 246V245H52ZM51 247V246H50ZM117 247H119V252H116V251H114V249H116ZM39 248V249H40ZM8 249V248H7ZM49 249V248H48ZM47 249V250H48ZM63 249V248H62ZM65 249V248H64ZM63 249V250H64ZM2 250V249H1ZM46 250V251H47ZM55 250V249H54ZM4 252V251H3ZM6 252H8V250H6ZM5 252V253H6ZM42 253V252H41ZM46 253H48V252H46ZM44 255V254H43ZM7 256V255H6ZM41 257V256H40ZM51 257V256H50ZM90 257H94V259H89ZM9 258V257H8ZM14 258V257H13ZM156 258H157V256H156ZM38 259H40V258H38ZM13 260V259H12ZM45 260V259H44ZM154 260V259H153ZM5 261V260H4ZM11 261V260H10ZM197 261V262H196ZM196 264H202V263H206L207 261L205 260V258L204 257H198L197 259H196ZM12 262V261H11ZM10 262V263H11ZM15 262V261H14ZM35 262H37V261H35ZM33 263V264H37V263ZM39 262L40 261H38V264H39ZM186 262V261H185ZM9 263V264H10ZM13 263V262H12ZM41 264H42V262H40ZM156 263V262H155ZM187 263V262H186ZM208 263V262H207ZM206 263V264H207ZM161 264V263H160Z\"/></svg>",
    "mask_w": 264,
    "mask_h": 264
},
{
    "label": "trees",
    "instance_id": "16d2710c",
    "mask_svg": "<svg viewBox=\"0 0 264 264\" xmlns=\"http://www.w3.org/2000/svg\"><path fill=\"white\" fill-rule=\"evenodd\" d=\"M126 6H127V17L124 18V22H123V32L132 36H139L142 37L148 44L149 49L154 52L152 45L149 41H151V37H147L146 36V32L147 29L146 28H138V27H134L132 26V22L129 21V15H131L132 9L130 7V4L128 2V0H122ZM103 16L107 17L108 14L107 13H101ZM134 22V21H133ZM120 26V25H119Z\"/></svg>",
    "mask_w": 264,
    "mask_h": 264
},
{
    "label": "water",
    "instance_id": "95a60500",
    "mask_svg": "<svg viewBox=\"0 0 264 264\" xmlns=\"http://www.w3.org/2000/svg\"><path fill=\"white\" fill-rule=\"evenodd\" d=\"M154 30H155V29H152L151 31H147V32H146V36H147V37H151V36L153 35V33H154ZM149 42L151 43V41H149ZM146 43H147V42H146ZM147 44H148V43H147Z\"/></svg>",
    "mask_w": 264,
    "mask_h": 264
}]
</instances>
